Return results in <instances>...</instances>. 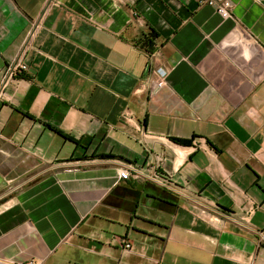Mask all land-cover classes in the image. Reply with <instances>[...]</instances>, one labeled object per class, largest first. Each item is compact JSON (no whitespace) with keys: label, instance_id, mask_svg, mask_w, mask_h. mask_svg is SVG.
Returning <instances> with one entry per match:
<instances>
[{"label":"crops","instance_id":"1","mask_svg":"<svg viewBox=\"0 0 264 264\" xmlns=\"http://www.w3.org/2000/svg\"><path fill=\"white\" fill-rule=\"evenodd\" d=\"M230 2L0 0V264H264V0Z\"/></svg>","mask_w":264,"mask_h":264},{"label":"built area","instance_id":"2","mask_svg":"<svg viewBox=\"0 0 264 264\" xmlns=\"http://www.w3.org/2000/svg\"><path fill=\"white\" fill-rule=\"evenodd\" d=\"M202 2L213 6V8L223 18H229L232 15V7L233 6H232V3L230 2V0H202ZM25 67H26L25 65H21V66L17 67L16 69H12L11 73L14 72V74H15L17 71L24 70ZM156 72L158 74L157 85L159 87H162L165 84V78H166L167 72L163 68H157ZM118 175L121 179H128L130 176L129 168L128 167L121 168L118 172ZM123 246L126 249H128V248H130V243L128 241H125L123 243ZM26 264H39V262H29Z\"/></svg>","mask_w":264,"mask_h":264},{"label":"trees","instance_id":"3","mask_svg":"<svg viewBox=\"0 0 264 264\" xmlns=\"http://www.w3.org/2000/svg\"><path fill=\"white\" fill-rule=\"evenodd\" d=\"M151 35H154L155 36V34L153 33V31H151ZM21 72L22 71H17L15 74H14V78H24L25 76H24V74H21ZM56 133H58V134H60V132L59 131H55ZM61 135V134H60ZM181 143H185L184 141L182 142L181 141Z\"/></svg>","mask_w":264,"mask_h":264}]
</instances>
